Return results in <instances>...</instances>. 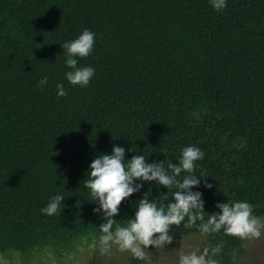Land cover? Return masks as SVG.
Wrapping results in <instances>:
<instances>
[{"label":"trees","instance_id":"1","mask_svg":"<svg viewBox=\"0 0 264 264\" xmlns=\"http://www.w3.org/2000/svg\"><path fill=\"white\" fill-rule=\"evenodd\" d=\"M226 5L0 0V255L45 247L61 253L100 237L103 212H94L98 203L84 181L92 160L113 146L125 149L126 160L144 155L165 167L196 146L204 155L192 191L202 193L205 220L228 201L248 202L264 216V0ZM84 29L95 44L76 59L95 74L80 87L66 79L61 44ZM58 83L67 96L58 97ZM136 182L143 187L115 217L122 226L145 194L165 205L176 190ZM55 195L64 196L62 211L42 213ZM190 232L200 231L181 224L169 234ZM206 237L199 253L222 244L218 264L245 255L246 239L223 230Z\"/></svg>","mask_w":264,"mask_h":264},{"label":"clouds","instance_id":"2","mask_svg":"<svg viewBox=\"0 0 264 264\" xmlns=\"http://www.w3.org/2000/svg\"><path fill=\"white\" fill-rule=\"evenodd\" d=\"M214 10L225 8L226 0H209ZM95 33L84 29L82 33L71 41L61 44L64 50L67 71V81L73 86L87 87L95 74L91 66L78 67L76 57H87L93 50ZM48 77L40 80V85H46ZM58 97L67 96L63 84L56 85ZM129 151H134L129 149ZM203 151L190 145L182 148L177 163H169L165 167L163 162H146L144 155H133L125 159V149L113 146L111 154H100L90 164V173L84 181V187L90 190L93 202L98 203L94 212H103L104 223L99 225L102 233L99 237L101 254H108L113 246L120 251L130 252L136 259H145L144 249L149 246L163 247L173 242L170 235L171 227H197L201 234H213L223 230L225 235L241 240L259 238L264 222L253 215V206L248 202L235 201L217 203L218 211L204 216V201L202 193L192 191L199 187L201 179L193 173L196 161L203 159ZM187 173L178 179L181 173ZM136 181L156 182L166 189H176L172 198L165 205H158L155 200H149L147 194L139 200L132 219L122 226L116 223L122 201L141 190L142 183ZM211 188V184L205 185ZM64 199L62 195L51 197L41 212L52 216L62 211L60 205ZM167 199V197H166ZM199 221V223H197ZM222 251V244L214 248L205 247L201 253L190 251L179 253V264H218L214 259Z\"/></svg>","mask_w":264,"mask_h":264},{"label":"rangeland","instance_id":"3","mask_svg":"<svg viewBox=\"0 0 264 264\" xmlns=\"http://www.w3.org/2000/svg\"><path fill=\"white\" fill-rule=\"evenodd\" d=\"M264 222V216L258 217ZM207 242V237L200 232H190L173 236V242L163 247L149 246L144 249L146 258L136 259L130 252L120 251L113 246L108 254H101L99 237L91 235L81 239L75 248L56 252L53 248L45 247L22 253L9 251L0 255V264H90L94 258L102 264H179V253L199 251ZM233 264H264V229L259 238L246 239L245 255Z\"/></svg>","mask_w":264,"mask_h":264}]
</instances>
